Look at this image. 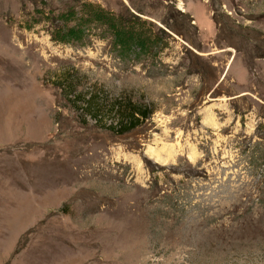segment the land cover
<instances>
[{"label": "rangeland", "instance_id": "rangeland-1", "mask_svg": "<svg viewBox=\"0 0 264 264\" xmlns=\"http://www.w3.org/2000/svg\"><path fill=\"white\" fill-rule=\"evenodd\" d=\"M0 264H264V0H0Z\"/></svg>", "mask_w": 264, "mask_h": 264}, {"label": "trees", "instance_id": "trees-1", "mask_svg": "<svg viewBox=\"0 0 264 264\" xmlns=\"http://www.w3.org/2000/svg\"><path fill=\"white\" fill-rule=\"evenodd\" d=\"M111 109L114 113L116 112V120L112 125V130L118 133H122L133 128L140 120L148 117L151 112L144 106L128 102L122 105L115 103Z\"/></svg>", "mask_w": 264, "mask_h": 264}]
</instances>
